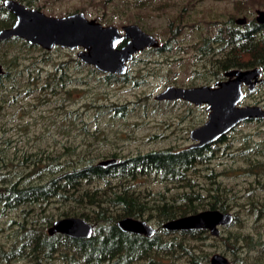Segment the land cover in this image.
Returning <instances> with one entry per match:
<instances>
[{
    "label": "rangeland",
    "instance_id": "rangeland-1",
    "mask_svg": "<svg viewBox=\"0 0 264 264\" xmlns=\"http://www.w3.org/2000/svg\"><path fill=\"white\" fill-rule=\"evenodd\" d=\"M235 1L36 0L32 7L50 16L82 11L89 19L119 29L125 24L136 23V19L139 21L136 24L144 31L154 35L161 44L166 43L167 49L139 52L128 63L127 73L132 80L109 83L105 74L91 71L90 65L76 67L77 50L54 47L45 55L43 49L30 50L21 43L15 45L13 52H8V58L17 55V65L11 69L9 80L5 78L0 84L8 90L5 95L10 100L0 110V136L11 140L7 152L13 155L38 148L55 150L69 143L86 150L89 156L110 152L127 156L151 149L188 146L192 142L189 131L207 119L205 107L184 101L160 102L155 96L168 85L187 87L213 83L210 62L215 59L218 46L213 41L209 51L204 45L206 40L213 38L224 20L230 17L249 20L255 17L256 9L264 10V3H258L238 13ZM184 8L185 16L177 24ZM172 19L174 23L169 28ZM177 26L179 34L169 40V29ZM60 62H64L66 73L64 86L57 88L55 93L40 90V84L48 74L52 76L55 65ZM255 101L264 103V87L246 103ZM122 104L126 105L127 113L114 117L109 108ZM261 128L262 124L251 121L231 131L226 141L219 143L214 158L206 166L198 167V173L192 174L206 190L210 189L211 180L230 189L227 193L232 204L229 212L237 221L231 226L220 227V232L223 236L228 232L244 236L236 245L264 241V131ZM216 143L212 144L215 148ZM252 147L257 151L251 153ZM245 148L247 150L243 151ZM100 160L102 158L96 159ZM250 164L252 173L246 174ZM168 187L169 193L176 190L171 185ZM137 188L143 194L167 191L164 184L152 177L140 179ZM56 206L51 202L47 208ZM11 218L20 219L19 211L0 218V242L8 243L12 229H8L7 220ZM148 223L156 227L154 221ZM213 238L210 235L206 239V247L212 253L218 252L233 260L234 256L225 245ZM176 261L184 264L179 259ZM164 264H173V261L165 259Z\"/></svg>",
    "mask_w": 264,
    "mask_h": 264
},
{
    "label": "trees",
    "instance_id": "trees-1",
    "mask_svg": "<svg viewBox=\"0 0 264 264\" xmlns=\"http://www.w3.org/2000/svg\"><path fill=\"white\" fill-rule=\"evenodd\" d=\"M3 1L0 0V29L14 21L13 15L3 7ZM19 1L32 7L36 0ZM258 3L263 5L264 0H237L234 7L238 13H243ZM180 13L177 24L182 22L185 8ZM135 22L139 21L135 19ZM173 23L174 19L169 28ZM178 34V26L169 29V40ZM213 41L218 49L215 59L210 62L211 80L221 79L223 72L230 69L264 67V25L251 19L245 25H238L230 17L221 22L213 38L206 40L204 45L209 48ZM19 43L30 50H42L16 37L0 41V64L5 71L0 75V84L10 78L11 69L17 65V55L8 58V52H13ZM43 53L46 55L48 51L43 49ZM74 60L76 67L85 65L78 57ZM63 65L64 62L55 65L52 76L48 74L49 77L40 84V90L55 93L57 88L64 86L66 73ZM91 71L98 70L91 66ZM105 74L109 83L132 80L127 72L123 75ZM134 83L139 82L134 80ZM6 91L0 86V110L5 102H10ZM109 109L114 117H123L127 113L124 104L112 105ZM10 147V138L0 136V218L19 211L20 219L7 220L12 233L8 243L0 242V264L17 261L28 264H164L165 259L173 264H178L177 259L184 264H210L213 253L205 244L210 237L207 230L171 232L164 230L162 224L201 210H230L232 204L227 198L230 189L211 180V187L206 190L192 177L193 173H198V167L206 166L214 158L218 147L170 146L127 156L116 152L89 156L86 150L69 143H63L55 150L38 148L13 155L7 152ZM101 158H116L118 162L103 167L96 161ZM250 169L246 174L252 173ZM146 177L164 184L167 191H146L143 194L137 185ZM168 185L176 190L169 193ZM51 202L57 204L56 208H47ZM69 216L90 222L92 236L74 238L61 233L48 234L47 228L54 220ZM127 216L154 221L156 232L147 237L122 231L117 222ZM236 221L234 215L231 225ZM213 237L221 241L232 255L236 242L244 239L234 232H228L226 236L220 232Z\"/></svg>",
    "mask_w": 264,
    "mask_h": 264
},
{
    "label": "water",
    "instance_id": "water-1",
    "mask_svg": "<svg viewBox=\"0 0 264 264\" xmlns=\"http://www.w3.org/2000/svg\"><path fill=\"white\" fill-rule=\"evenodd\" d=\"M3 6L14 14L15 22L10 27L0 29V41L16 37L47 51L54 47L77 50L76 56L81 62L102 73L123 75L136 54L147 48L160 47L154 35L135 23L125 24L119 29L115 25H103L94 18L89 19L82 11L57 17L27 7L18 0H4ZM255 13L256 20L264 23V10L257 9ZM236 22L244 24L246 18L239 17ZM3 73L0 64V75ZM224 74L227 79L216 81L213 85H168L155 96L158 101L183 100L196 106H206V121L190 130L189 138L193 141L190 147L202 148L218 141L240 121L264 118V109L260 106H238L243 97L240 84H248L252 90L261 74L260 68L245 71L230 69ZM117 162L116 158H109L98 161V165L106 167ZM233 220L234 215L229 211L206 209L170 219L162 224V228L171 232L204 229L211 236H218L220 227L231 225ZM117 226L124 232L147 237L156 232V227L147 221L130 216L118 220ZM47 232L49 235L61 233L74 238H90L93 225L81 217H62L54 220ZM210 264H230V261L217 252L210 256Z\"/></svg>",
    "mask_w": 264,
    "mask_h": 264
},
{
    "label": "flooded vegetation",
    "instance_id": "flooded-vegetation-1",
    "mask_svg": "<svg viewBox=\"0 0 264 264\" xmlns=\"http://www.w3.org/2000/svg\"><path fill=\"white\" fill-rule=\"evenodd\" d=\"M2 5H3V3H2ZM5 9L8 11V13H11L13 15V17H14V21L10 25V26H12L14 24V22H15V16H14V14L10 10H8L7 8H5ZM236 19L234 20L235 22H236ZM247 20L248 19L246 18V22L244 24H238L237 22H236V24H238V25H245L248 22ZM251 20H254L256 22V24L264 25V23H259L256 20V15ZM10 26H8V27H10ZM3 28H6V27H3ZM124 42H122V44H120V45H123ZM166 46H167L166 43L165 44H161L160 43L159 49L166 50L167 49ZM148 49H154V48H147V49H144V50H148ZM159 49L158 48L157 49L155 48L154 50H159ZM256 67L260 68L261 74L258 76L257 82L254 84V88L252 90H250L248 84H245L243 82L240 84L241 90L243 92V97H242L241 101L238 103V106L239 107L253 106V105L255 106L256 105V106H260L261 108L264 109V103H261L260 104L257 101H255L254 103H246V100L249 97L253 96L256 93V91L260 90L261 87H264V67L255 66V67H249V68H235V69L236 70H239V71H245V70H250V69H253V68H256ZM224 73L225 72H223L221 79H218L216 81L226 80L227 77L225 76ZM103 74H105V73H103ZM216 81H213V83H211V85H213L214 82H216ZM187 87H190V86H187ZM162 101L173 102V103L183 102V100H174V101L162 100ZM184 102H186V101H184ZM201 106L205 107V110H206V106L205 105H201ZM207 114H208V112H207ZM251 121H256L257 123L262 124V128L261 129H263V131H264V118H249V119H246V120H243V121H240L239 123H237L228 133H230L233 130H236L242 124H246V123H249ZM189 133H190V131H189ZM228 133L225 134L224 136H222L221 138H219L218 141H216L218 143L214 142V143L218 144L217 145L218 148H219V143H223V142L226 141V139L228 137ZM192 143H193V141L188 146L192 145ZM214 143H212V144H214ZM212 144H210V145H212ZM242 147H243V145H242ZM250 149H251V151H250L251 153L252 152L254 153V152L257 151L253 147L250 148ZM246 150L247 149L245 148L243 151H246ZM249 167H252V164H250ZM233 256H234V258H233V261H234L233 264H264V241L258 240L255 244L254 243H251V244H237V245L234 246V255ZM230 263H231V261H230Z\"/></svg>",
    "mask_w": 264,
    "mask_h": 264
},
{
    "label": "bare ground",
    "instance_id": "bare-ground-1",
    "mask_svg": "<svg viewBox=\"0 0 264 264\" xmlns=\"http://www.w3.org/2000/svg\"><path fill=\"white\" fill-rule=\"evenodd\" d=\"M249 22V20H247ZM236 23V22H235ZM141 27V26H140ZM14 38V37H13ZM11 38V39H13ZM125 43V42H124ZM155 49V48H154ZM157 49V48H156ZM159 49V48H158ZM145 51V50H144ZM160 51V50H159ZM142 52V51H141ZM136 57V56H135ZM134 58V57H133ZM5 72V71H4ZM106 75V74H105ZM111 75V74H110ZM161 102V101H160ZM209 146V145H208ZM110 167V166H109ZM189 231V230H188ZM181 232V231H180ZM231 264V263H230Z\"/></svg>",
    "mask_w": 264,
    "mask_h": 264
}]
</instances>
